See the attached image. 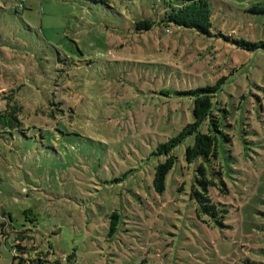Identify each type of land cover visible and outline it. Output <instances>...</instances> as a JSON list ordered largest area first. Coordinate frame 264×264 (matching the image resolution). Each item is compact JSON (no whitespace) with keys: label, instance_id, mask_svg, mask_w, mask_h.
Returning <instances> with one entry per match:
<instances>
[{"label":"rangeland","instance_id":"374dc122","mask_svg":"<svg viewBox=\"0 0 264 264\" xmlns=\"http://www.w3.org/2000/svg\"><path fill=\"white\" fill-rule=\"evenodd\" d=\"M209 2L213 33L264 40V12L244 10L264 0ZM161 4L0 0V83L22 84L45 109L24 128L0 133V264H19L18 254L22 264H264V50L175 24L138 30L136 21ZM221 74L227 80L218 106L226 111L216 113L229 138L217 134L216 159L206 163L221 162L237 201L218 196L230 227L206 231L196 226L189 199L191 135L173 148L162 193L152 177L165 158L159 144L193 120L192 98L181 92ZM50 104L61 105L58 115ZM183 180L186 188L177 191ZM157 200L164 220L162 229L155 220L152 244L143 217ZM113 209L126 223L109 241ZM19 233L27 249L14 254Z\"/></svg>","mask_w":264,"mask_h":264},{"label":"trees","instance_id":"16d2710c","mask_svg":"<svg viewBox=\"0 0 264 264\" xmlns=\"http://www.w3.org/2000/svg\"><path fill=\"white\" fill-rule=\"evenodd\" d=\"M100 1L107 2L108 0ZM161 1L162 4L159 9H156V12L136 21L135 25L138 30H149L155 24H163L165 27H168L166 26L168 24H175L182 27L193 28L202 35L221 36L241 49L250 51L256 49L264 50L263 39L247 40L242 37H232L231 34H223L221 31L213 33L211 22L212 7L209 0ZM17 8H22V5L19 4ZM244 10L251 13L264 12V2L253 3L246 6ZM226 80L227 76L221 74L212 83L193 87L181 92L192 98L191 112L193 120L185 123L176 135L159 144L157 154H164L165 158L155 166L152 177V187L154 191L162 193L165 189L166 176L172 170L176 159L172 150L176 145L191 135L193 137L192 142L185 146V160L187 163H192L194 161L196 165V174L194 181L190 183L189 199L193 203L192 215L195 218L196 226L206 231L215 226L230 227L228 223V204L220 201L217 198L218 196H224L225 199H232L234 202L237 201L236 196L231 193L228 184L221 177L223 173L221 162L217 163L214 160L211 166L206 163L211 156L216 159L217 134L220 133L222 136H225V138H229L228 135L222 133L219 121L220 116L216 113L217 107H219L218 105H222L217 97V93ZM2 84H6V87L0 89V133H12L15 130H20L25 127L24 124L26 121H31L33 114H45L44 108H36L35 99L29 92L21 91L22 84L16 83L14 86V83L9 82V77L3 79L0 85ZM222 107L223 106L219 108L225 113L226 110L225 108L222 109ZM50 110L51 116L54 117L60 112L61 105L50 104ZM46 113H48V111ZM185 188L186 183L183 180L178 184L176 190L183 191ZM158 207V200L157 202H152L149 206L150 209L154 208V211H151L152 216L145 212L143 217V223L147 226L150 225V227H147V229H149L148 240L152 244H154L152 239L157 240L159 238V227L162 229L164 220V216L161 214V210H158ZM22 212L25 214L26 220L33 221L36 218V215L30 208L23 209ZM1 214L2 216L7 215L9 219L11 218L9 212H1ZM134 216L138 218L136 219L137 222L142 224L139 216L137 214ZM157 218L158 221H160L159 227L155 221ZM107 222V239L111 241L112 237L119 232V229L123 227L126 221L117 209H113L107 215ZM4 226L5 222H0V235H2V233L6 234ZM22 238L23 236L20 233L16 235V242H12L13 253L16 250L17 253H19L27 249L25 245L19 242ZM18 256L21 258L20 260H22L23 255L18 254ZM74 257L75 251H71L66 255L65 259L67 262H71L74 261ZM20 260L19 264H22Z\"/></svg>","mask_w":264,"mask_h":264}]
</instances>
